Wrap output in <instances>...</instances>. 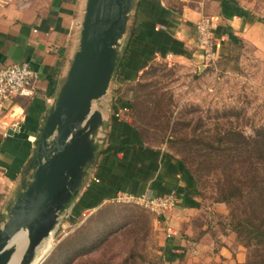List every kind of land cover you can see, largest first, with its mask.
I'll use <instances>...</instances> for the list:
<instances>
[{"label": "rangeland", "instance_id": "rangeland-1", "mask_svg": "<svg viewBox=\"0 0 264 264\" xmlns=\"http://www.w3.org/2000/svg\"><path fill=\"white\" fill-rule=\"evenodd\" d=\"M84 2L86 11L88 0ZM247 2L254 16L262 14L264 20V0ZM81 30L82 24L78 48ZM232 43L228 56L205 66L160 59L151 62L135 81L122 80L114 73L106 95L94 104L104 115V125L93 137L99 146L105 142L108 119L117 110L139 129L146 144L163 148L187 165L195 177L192 193L199 206L185 208L175 197L174 204L152 209L142 200L121 195L77 213L74 204L79 189L31 264L248 261L250 250L231 216L242 204L219 199L227 174L241 170L239 162L247 159L235 143L234 139L240 140L236 133L252 137L264 130V35L262 40ZM123 101L128 107L122 108ZM18 237L10 245L21 257L27 231L12 241Z\"/></svg>", "mask_w": 264, "mask_h": 264}, {"label": "crops", "instance_id": "crops-1", "mask_svg": "<svg viewBox=\"0 0 264 264\" xmlns=\"http://www.w3.org/2000/svg\"><path fill=\"white\" fill-rule=\"evenodd\" d=\"M85 5L84 0H10L0 6V67L28 63L37 75L34 95L11 98L0 107V225L33 178L37 141L78 49ZM259 15L254 16L247 0H137L120 51L125 49L129 61L117 75L135 81L160 59L205 66L197 47L198 20H212L222 58L231 51L232 34L239 41L262 40L264 20ZM122 105L128 107L125 101ZM106 131L99 151L125 148L97 153L74 204L77 211L121 195H172L180 206L196 208L184 206L187 196L198 199L192 193L194 181H188L175 156L146 144L139 129L117 110Z\"/></svg>", "mask_w": 264, "mask_h": 264}, {"label": "water", "instance_id": "water-1", "mask_svg": "<svg viewBox=\"0 0 264 264\" xmlns=\"http://www.w3.org/2000/svg\"><path fill=\"white\" fill-rule=\"evenodd\" d=\"M137 0H88L79 48L40 132L32 180L0 226V264H9L14 237L27 231L19 264H31L40 244L82 187L99 144L104 115L94 104L106 95Z\"/></svg>", "mask_w": 264, "mask_h": 264}, {"label": "trees", "instance_id": "trees-1", "mask_svg": "<svg viewBox=\"0 0 264 264\" xmlns=\"http://www.w3.org/2000/svg\"><path fill=\"white\" fill-rule=\"evenodd\" d=\"M230 37L234 42L239 41L233 34ZM128 61L129 57L125 55L124 49L119 55L115 73H118L121 67H125ZM122 77L127 79L125 74ZM54 89L52 84L49 94H53ZM236 135L240 137V140L234 139L235 143L238 145L237 147H240L241 155L247 159L244 160L245 163L239 162L241 170L233 169L227 174L219 201L242 204V207H238L231 216L232 225L250 250L248 261L244 264H264V130L258 131L252 137L242 133H236ZM123 148L125 146L114 145L99 152L105 153L110 150L117 152ZM211 148L218 149L215 146ZM176 160L188 181H195V177L187 165L179 159ZM187 194L189 195V193ZM184 206L198 207L199 203L191 196H187ZM78 207L79 205L76 204L74 209L77 213H81L82 210L77 211Z\"/></svg>", "mask_w": 264, "mask_h": 264}, {"label": "built area", "instance_id": "built-area-1", "mask_svg": "<svg viewBox=\"0 0 264 264\" xmlns=\"http://www.w3.org/2000/svg\"><path fill=\"white\" fill-rule=\"evenodd\" d=\"M10 0H0V6ZM197 47L205 58L206 65L219 59L218 43L212 29V20L203 17L196 23ZM37 75L28 63H16L0 67V107L14 97H30L34 95ZM131 200H142L148 207H168L174 204L175 196H131L122 195Z\"/></svg>", "mask_w": 264, "mask_h": 264}, {"label": "bare ground", "instance_id": "bare-ground-1", "mask_svg": "<svg viewBox=\"0 0 264 264\" xmlns=\"http://www.w3.org/2000/svg\"><path fill=\"white\" fill-rule=\"evenodd\" d=\"M25 237V236H24ZM27 237H28V233H27ZM21 238H22V236H21ZM20 238L18 237L17 239H15V241H11V243L14 245V244H16L17 242L16 241H18ZM28 239V238H27ZM28 242V241H27ZM27 242L25 243V246H24V251H25V249H26V246H27ZM12 245V246H13ZM19 251L16 249L15 250V252H14V254H13V256H12V259L10 260V262H9V264H19L20 263V260H21V258H22V256L20 257V254L18 253ZM23 254H24V252H23ZM18 256H19V258H18ZM20 259V260H19ZM19 261V262H18Z\"/></svg>", "mask_w": 264, "mask_h": 264}]
</instances>
